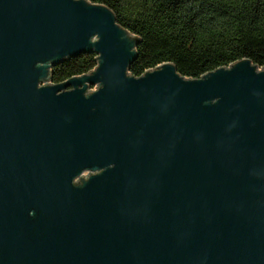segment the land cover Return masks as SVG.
I'll use <instances>...</instances> for the list:
<instances>
[{
    "label": "water",
    "instance_id": "1",
    "mask_svg": "<svg viewBox=\"0 0 264 264\" xmlns=\"http://www.w3.org/2000/svg\"><path fill=\"white\" fill-rule=\"evenodd\" d=\"M136 45L101 4L0 0V264H264V66L136 77Z\"/></svg>",
    "mask_w": 264,
    "mask_h": 264
},
{
    "label": "trees",
    "instance_id": "2",
    "mask_svg": "<svg viewBox=\"0 0 264 264\" xmlns=\"http://www.w3.org/2000/svg\"><path fill=\"white\" fill-rule=\"evenodd\" d=\"M112 11L137 39L128 73L140 76L171 63L186 78L247 59L264 66V0H87ZM96 54L70 57L51 69L60 83L91 71Z\"/></svg>",
    "mask_w": 264,
    "mask_h": 264
},
{
    "label": "rangeland",
    "instance_id": "3",
    "mask_svg": "<svg viewBox=\"0 0 264 264\" xmlns=\"http://www.w3.org/2000/svg\"><path fill=\"white\" fill-rule=\"evenodd\" d=\"M94 88H95V87H91L90 89H91V90H94Z\"/></svg>",
    "mask_w": 264,
    "mask_h": 264
}]
</instances>
